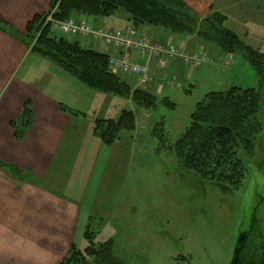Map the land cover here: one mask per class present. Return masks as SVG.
I'll return each instance as SVG.
<instances>
[{
  "label": "rangeland",
  "instance_id": "1",
  "mask_svg": "<svg viewBox=\"0 0 264 264\" xmlns=\"http://www.w3.org/2000/svg\"><path fill=\"white\" fill-rule=\"evenodd\" d=\"M239 1L241 4L237 6ZM245 2L231 0L213 7L208 13L221 14L223 25L231 30L237 23L244 24L248 8L252 26L264 29V0H251L252 5ZM254 2L259 4L256 6ZM243 7L247 8L242 10ZM119 15L128 17L120 10L104 20L119 28L113 25V19H119ZM104 27L111 29L107 25ZM233 32L256 50L264 42L263 37L257 35L250 43L246 34ZM66 38L77 41L74 37ZM191 38L189 45L180 49L193 54L206 52L209 60L200 68L187 67L190 78L186 81H182L180 71L169 73L168 67L158 76L152 74L149 89L147 85L143 87L140 82H134L136 77L113 71L133 90L148 88L158 98L157 107L143 109L127 99L101 93L100 114L115 115L114 110L119 105V116L122 110L135 112L136 127L124 132L129 135L130 160L117 188L110 193L105 191L99 198V206L93 204V190L82 196L74 239L79 247L85 245L83 234L90 224L96 242L112 239L113 253L125 264H232L238 254L244 264L264 262V99L258 114L262 131L255 140L252 154H243L247 175L238 189L221 192L183 170L170 151V145L183 135L196 104L206 94L224 92L234 86L259 87L255 70L242 54H220L215 47L201 45L197 38ZM79 42L85 48L94 49L89 42ZM108 55L111 59L119 54ZM167 77L176 79L172 82ZM91 106L94 108V104ZM88 118L92 120L91 115ZM160 133L165 140L162 146ZM86 166L87 163L77 164L71 177L72 184L77 185L74 192L78 198L84 178L91 174L95 180L100 175V164L96 171L84 173ZM87 264H95L94 259L89 258Z\"/></svg>",
  "mask_w": 264,
  "mask_h": 264
},
{
  "label": "crops",
  "instance_id": "2",
  "mask_svg": "<svg viewBox=\"0 0 264 264\" xmlns=\"http://www.w3.org/2000/svg\"><path fill=\"white\" fill-rule=\"evenodd\" d=\"M182 1L203 17L213 7L231 0ZM244 2L249 5L251 0ZM255 2L257 6L259 2ZM50 4L51 0H0V20L25 35L28 23L36 15L46 13ZM240 4L241 1L237 6ZM244 8L247 7L242 10ZM249 11L247 8L244 24L237 23L231 30L239 35L246 34L250 43L257 35L264 41V29L252 26ZM89 20L96 26L107 25L113 30L134 27L123 15L113 19V25L119 28L104 19ZM137 29L156 43L173 41L180 48L193 40L191 37L175 38L156 27ZM90 45L94 50L115 55L114 49L100 42ZM256 48L264 51V42ZM126 55L147 65L154 76L169 67V73L181 72L182 81L190 78L189 68L178 61L161 68L157 61H149L138 53ZM168 77L166 79L172 82L176 79ZM102 95L32 53L25 43L0 31V162L16 166L25 175L21 180L0 169V264H59L75 242L82 196L93 190V204L99 206L101 195L105 191L113 192L120 184L130 160L129 135L122 133L111 146L95 136V121L119 118V105L114 110L115 115L100 114ZM27 101L31 103L33 123L24 139L17 141L11 123L18 120ZM90 115L92 120L88 118ZM86 163L84 173L96 171L100 164V175L95 180L91 174L84 178L78 198L74 192L77 185L72 184L71 177L77 164Z\"/></svg>",
  "mask_w": 264,
  "mask_h": 264
},
{
  "label": "trees",
  "instance_id": "3",
  "mask_svg": "<svg viewBox=\"0 0 264 264\" xmlns=\"http://www.w3.org/2000/svg\"><path fill=\"white\" fill-rule=\"evenodd\" d=\"M120 10L126 12L135 28L156 27L175 38L195 37L201 45L213 46L220 54H242L255 70L258 88L234 86L224 92L206 94L196 104L183 135L170 145L171 153L183 170L223 193L238 189L247 175L243 154H252L255 140L262 131L258 114L264 99V53L246 45L226 28L221 14L208 13L202 18L182 0H51L49 10L28 23L25 35L2 20L0 31L25 43L32 53L47 59L90 90L130 100L139 108H155L157 96L148 88L133 90L111 70L108 54L85 48L79 41L68 40L47 23L51 14L56 21L77 17L104 19ZM33 118L31 103L27 101L18 120L11 123L17 141L24 139ZM135 127V112L124 110L118 119L95 121L93 132L103 144L111 146L122 133L131 132ZM160 139L162 146L165 142L162 133ZM0 169L21 180L25 178L24 172L16 166L0 162ZM83 240L85 245L79 247L74 242L59 264H87L89 258H93L95 264H125L113 253L112 239L96 242L90 224Z\"/></svg>",
  "mask_w": 264,
  "mask_h": 264
},
{
  "label": "built area",
  "instance_id": "4",
  "mask_svg": "<svg viewBox=\"0 0 264 264\" xmlns=\"http://www.w3.org/2000/svg\"><path fill=\"white\" fill-rule=\"evenodd\" d=\"M53 29L61 36L75 37L83 42L94 44L102 42L105 46L114 49L119 54L110 59L113 71L122 75L136 77L141 85L152 82V75L147 65L132 61L127 53H138L147 57L149 61H158L161 68H165L168 62L178 60L185 67L200 68L203 62L209 60L206 52L182 51L176 44L162 45L154 42L149 36L142 34L132 27L128 30H113L104 26H95L88 18H72L68 21H56L52 14L47 18Z\"/></svg>",
  "mask_w": 264,
  "mask_h": 264
},
{
  "label": "flooded vegetation",
  "instance_id": "5",
  "mask_svg": "<svg viewBox=\"0 0 264 264\" xmlns=\"http://www.w3.org/2000/svg\"><path fill=\"white\" fill-rule=\"evenodd\" d=\"M234 259H236V264H244L242 259L240 258V254H238ZM259 264H264V262H260Z\"/></svg>",
  "mask_w": 264,
  "mask_h": 264
},
{
  "label": "water",
  "instance_id": "6",
  "mask_svg": "<svg viewBox=\"0 0 264 264\" xmlns=\"http://www.w3.org/2000/svg\"><path fill=\"white\" fill-rule=\"evenodd\" d=\"M232 264H236V259L233 260Z\"/></svg>",
  "mask_w": 264,
  "mask_h": 264
}]
</instances>
